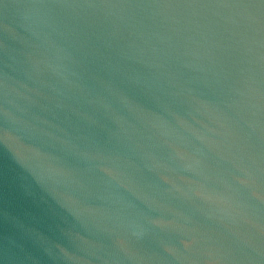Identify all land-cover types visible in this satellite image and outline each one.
<instances>
[{"label":"water","instance_id":"1","mask_svg":"<svg viewBox=\"0 0 264 264\" xmlns=\"http://www.w3.org/2000/svg\"><path fill=\"white\" fill-rule=\"evenodd\" d=\"M0 264H264V0H0Z\"/></svg>","mask_w":264,"mask_h":264}]
</instances>
